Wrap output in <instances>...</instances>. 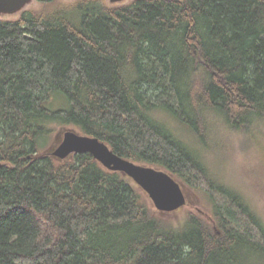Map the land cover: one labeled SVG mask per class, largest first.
I'll list each match as a JSON object with an SVG mask.
<instances>
[{
	"label": "trees",
	"instance_id": "trees-1",
	"mask_svg": "<svg viewBox=\"0 0 264 264\" xmlns=\"http://www.w3.org/2000/svg\"><path fill=\"white\" fill-rule=\"evenodd\" d=\"M56 1L0 20V264H264V218L160 114L196 141L212 115L264 122V0ZM53 124L206 190L215 227L155 215L90 154L43 156Z\"/></svg>",
	"mask_w": 264,
	"mask_h": 264
},
{
	"label": "rangeland",
	"instance_id": "rangeland-1",
	"mask_svg": "<svg viewBox=\"0 0 264 264\" xmlns=\"http://www.w3.org/2000/svg\"><path fill=\"white\" fill-rule=\"evenodd\" d=\"M77 1L79 0H57L55 3L70 5ZM105 1L111 8L128 5L135 0ZM51 7H53L51 4H41L38 3V0H34L16 14H0V20L14 22L19 20L25 13H42L50 10ZM157 97L158 105L172 107L178 117H181L174 95L168 87L162 89L157 94ZM58 105V103H55L54 108L58 109L56 108ZM160 114L181 138L191 143L190 145L194 144V148L202 151L211 172L219 176L220 180L225 184L242 192L250 204L264 218V122L256 123L248 130L234 131L227 126L221 117L212 115L207 138L196 141L191 133L185 131L187 130L185 126L173 118L168 120L169 116L165 112ZM51 127L54 130L51 142L62 128L67 127L79 131L73 125L61 126L53 124ZM192 139L196 142H191ZM45 143L47 144L48 142ZM175 179L183 184L187 190L188 201L186 206L170 214H161L155 209L151 199L140 189L151 211L161 218L172 221L171 223L176 226L184 222L188 214H196L206 218L215 227L213 221L214 201L209 193L201 188L188 186L178 177H175Z\"/></svg>",
	"mask_w": 264,
	"mask_h": 264
},
{
	"label": "water",
	"instance_id": "water-1",
	"mask_svg": "<svg viewBox=\"0 0 264 264\" xmlns=\"http://www.w3.org/2000/svg\"><path fill=\"white\" fill-rule=\"evenodd\" d=\"M32 1L34 0H0V14H16ZM81 154H90L104 169L130 178L151 199L153 206L161 214L176 212L187 204L188 193L185 186L168 171L123 158L107 143L76 129L62 128L43 156H51L63 162Z\"/></svg>",
	"mask_w": 264,
	"mask_h": 264
},
{
	"label": "snow or ice",
	"instance_id": "snow-or-ice-1",
	"mask_svg": "<svg viewBox=\"0 0 264 264\" xmlns=\"http://www.w3.org/2000/svg\"><path fill=\"white\" fill-rule=\"evenodd\" d=\"M52 2L53 0H38V3H41V4H50Z\"/></svg>",
	"mask_w": 264,
	"mask_h": 264
}]
</instances>
